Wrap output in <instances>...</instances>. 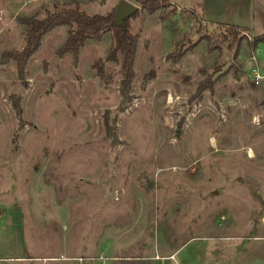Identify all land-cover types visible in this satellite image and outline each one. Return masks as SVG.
<instances>
[{
	"label": "rangeland",
	"instance_id": "obj_1",
	"mask_svg": "<svg viewBox=\"0 0 264 264\" xmlns=\"http://www.w3.org/2000/svg\"><path fill=\"white\" fill-rule=\"evenodd\" d=\"M123 2L138 8L0 0V264H264V85L247 69L252 52L264 67L247 30L264 33V2L138 10L126 101L110 32L74 58L58 53L59 26L19 77L9 54L24 46L21 19Z\"/></svg>",
	"mask_w": 264,
	"mask_h": 264
},
{
	"label": "trees",
	"instance_id": "obj_2",
	"mask_svg": "<svg viewBox=\"0 0 264 264\" xmlns=\"http://www.w3.org/2000/svg\"><path fill=\"white\" fill-rule=\"evenodd\" d=\"M138 8L137 11L125 20V28L122 29L114 21V13L107 15L88 16L80 11L77 4L71 9H63L48 13L43 19L34 17L23 18L20 23L25 26L24 46L18 52H11L10 58L15 61L17 72L20 78L23 77L24 68L29 58L38 50L42 38L51 30L66 26L69 28V35L64 45L58 50L59 54H71L74 58L78 56L79 49L87 40H99L105 32H110L114 47L111 50L107 61L119 65L121 73L120 93L123 101L128 100L134 72L133 64L136 54L137 39L130 33L129 20L135 16L138 10L154 14L169 3L170 0H129ZM264 43V34L254 38L252 47ZM177 60L181 58L176 55Z\"/></svg>",
	"mask_w": 264,
	"mask_h": 264
},
{
	"label": "built area",
	"instance_id": "obj_3",
	"mask_svg": "<svg viewBox=\"0 0 264 264\" xmlns=\"http://www.w3.org/2000/svg\"><path fill=\"white\" fill-rule=\"evenodd\" d=\"M248 74L251 80V84L255 87H261L264 85V67L259 65L255 53L252 52L248 57ZM65 261L71 262L72 264H83L84 262H99V264H108L106 257L99 256L97 258H76V259H65Z\"/></svg>",
	"mask_w": 264,
	"mask_h": 264
},
{
	"label": "water",
	"instance_id": "obj_4",
	"mask_svg": "<svg viewBox=\"0 0 264 264\" xmlns=\"http://www.w3.org/2000/svg\"><path fill=\"white\" fill-rule=\"evenodd\" d=\"M137 8L129 3H121L114 12V21L122 29L125 28L124 22L126 19L130 18Z\"/></svg>",
	"mask_w": 264,
	"mask_h": 264
},
{
	"label": "crops",
	"instance_id": "obj_5",
	"mask_svg": "<svg viewBox=\"0 0 264 264\" xmlns=\"http://www.w3.org/2000/svg\"><path fill=\"white\" fill-rule=\"evenodd\" d=\"M261 1L262 2H264V0H257V2L258 3H261ZM174 7L176 8V6L174 5ZM176 10H177V8H176ZM263 11V10H262ZM179 12V13H178ZM177 12V14H180L181 13V11H178ZM181 15V14H180ZM248 31H250L251 33H252V35H253V37H258V36H261V35H263V34H261V35H255L251 30H249V29H247ZM262 67H263V65H262ZM171 256V255H170ZM170 256H168V257H164V258H162V259H164V260H171L173 257H170ZM62 258H65V257H62ZM52 259V258H51ZM72 259H76L75 257L74 258H72ZM113 259H119V258H113ZM143 259H145V260H151V261H157V260H161V259H156V258H154V257H151V258H143ZM61 261V264H70L71 262H68V261H65V259H60ZM85 263V262H84ZM83 263V264H84Z\"/></svg>",
	"mask_w": 264,
	"mask_h": 264
}]
</instances>
